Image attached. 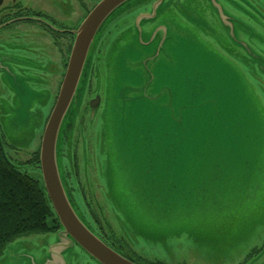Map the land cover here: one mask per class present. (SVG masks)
<instances>
[{"label": "rangeland", "instance_id": "rangeland-1", "mask_svg": "<svg viewBox=\"0 0 264 264\" xmlns=\"http://www.w3.org/2000/svg\"><path fill=\"white\" fill-rule=\"evenodd\" d=\"M71 1L77 30L101 0H85L84 10ZM164 6L130 0L101 27L73 105L84 100L97 49L102 59L113 52L107 132L99 115L83 133L84 149L78 139L77 157L70 148L65 155L66 125L74 145L79 135L70 127L75 116L66 118L59 142L66 190L89 229L138 264H264V42L253 47L234 26L227 31L233 48L221 50L199 26L201 0L180 5L186 20L173 10L159 15ZM4 53L0 100L15 112L12 122L1 116L10 142L2 146L41 179L52 104L43 105L36 76L49 73L27 68L35 55ZM57 232L19 239L0 264H34L29 255L42 264ZM64 254L55 264H99L77 245Z\"/></svg>", "mask_w": 264, "mask_h": 264}, {"label": "flooded vegetation", "instance_id": "flooded-vegetation-1", "mask_svg": "<svg viewBox=\"0 0 264 264\" xmlns=\"http://www.w3.org/2000/svg\"><path fill=\"white\" fill-rule=\"evenodd\" d=\"M69 1L71 0H34L33 2L26 0H0V54L5 51H10L14 55L28 53L33 58L35 55L37 62L34 63L33 60L29 61L27 68L37 69L38 72L49 73V78L47 80H43L40 76H36L37 82L44 83L41 85V88L43 90L45 89V102L43 105L52 104L48 119L57 102L67 72L74 41V36L69 33V31H74L77 28L75 26L73 27V23L69 24V22H72L74 19L73 13L71 14L72 17L68 18L67 11ZM162 1L166 8L159 14L161 16L172 10L173 13L178 15L182 13L183 15V12L179 8L180 5L182 6L192 3V0ZM201 1L203 9L200 12L205 21L199 26L206 29V31L202 29L203 32H201L205 38L218 46L219 49L221 48V50H223L222 46L225 51L227 50V46L233 48V46L228 43L230 42V39H228L227 31L234 26V30L237 32L239 38L248 43L250 42L253 47L255 41L260 42L261 40L264 42V10L256 6L254 0ZM261 1L264 5V0ZM84 3L85 0H73V3L71 1L70 5H74L75 7L79 6L80 10H84ZM226 13H228L229 16ZM183 18L186 20L184 15ZM17 29H20L23 32L22 36L17 35ZM231 34H233V32H231ZM102 55L103 52L98 48L91 64L83 102L78 108H75L73 102L68 111L67 119L69 116L71 118L73 115L75 116V122L71 124L70 127L72 131L75 130L79 135L74 145V141L71 142L69 140L70 132L68 131V125H66L63 141L65 155H67L70 148L72 149L71 153L74 157H77L79 154L78 145L80 143L78 139L82 141L81 147L84 149L83 145L85 142L83 133L87 127L96 123V119L99 115L104 116L106 119L102 121V131L107 132L109 121L107 120L106 115L110 112V109H107L110 90L108 87L111 86L109 80L112 69L111 64L113 63V52L108 51V53H106L107 56L104 57V59H102ZM5 58L6 57H2V61ZM106 77L109 85L103 83V80H105ZM51 79L55 80L54 84ZM113 85L114 84H112V89ZM1 87L2 84L0 83V88ZM1 97L2 94L0 93V98ZM12 101H15V99ZM6 108L7 107L4 108V102L0 100V120L2 116L4 121H7L8 119L12 122L11 117L14 116L15 111ZM3 119L0 121L1 143L5 139L4 136H6ZM11 124L15 127L14 123H10V130H12ZM105 135L107 136L106 133ZM102 140L104 141V138H102ZM7 143L10 142L7 141ZM111 246L128 259L134 261L127 254H124L115 248V245L111 244ZM249 263L250 261L247 264ZM21 264H24V262Z\"/></svg>", "mask_w": 264, "mask_h": 264}, {"label": "water", "instance_id": "water-1", "mask_svg": "<svg viewBox=\"0 0 264 264\" xmlns=\"http://www.w3.org/2000/svg\"><path fill=\"white\" fill-rule=\"evenodd\" d=\"M128 1L130 0H101L80 27L71 31L74 41L67 72L57 102L46 124L40 148L41 186L46 191L60 224L56 236L57 242L49 248V256L42 264L63 262L62 259H66L64 253L73 250L75 245L99 264H138L94 234L79 217L66 190L59 161V142L64 122L71 105L78 100L80 90L83 89L89 68L87 60L91 57L99 31L103 24ZM27 257L36 264L33 256ZM53 257L54 260L51 261Z\"/></svg>", "mask_w": 264, "mask_h": 264}, {"label": "trees", "instance_id": "trees-1", "mask_svg": "<svg viewBox=\"0 0 264 264\" xmlns=\"http://www.w3.org/2000/svg\"><path fill=\"white\" fill-rule=\"evenodd\" d=\"M59 229L40 178L12 162L0 142V258L23 237L56 233Z\"/></svg>", "mask_w": 264, "mask_h": 264}]
</instances>
